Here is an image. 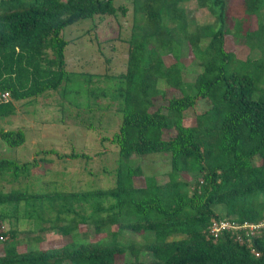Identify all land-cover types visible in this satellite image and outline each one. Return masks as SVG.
Instances as JSON below:
<instances>
[{
	"label": "trees",
	"instance_id": "trees-1",
	"mask_svg": "<svg viewBox=\"0 0 264 264\" xmlns=\"http://www.w3.org/2000/svg\"><path fill=\"white\" fill-rule=\"evenodd\" d=\"M112 1L0 0V94L8 95L0 97V118L13 114L17 103L25 107L40 96L54 98L59 88L69 90L63 88L71 74L65 49L75 38L90 35L104 18L125 14L126 6ZM185 1L190 0H131L135 17L121 67L114 68L103 55L104 71L115 69L107 71V78L119 113L116 131L100 138L117 148L120 162L112 185L28 191L23 188L37 158L18 162L0 157V239L8 235L0 242V264H116L126 251L132 257L121 264H264V228L243 226L264 219V0L235 5L191 0L210 18L192 29L181 7ZM88 19L94 27L76 36L68 31L65 37V28ZM117 32L101 41L118 39ZM228 34L242 38L243 57L226 49ZM182 45L198 67L189 80H183ZM114 50L111 44L109 52ZM164 53L171 62L164 63ZM76 73L79 78L93 74ZM94 75L98 79L87 83L100 87L102 74ZM106 88L89 93L103 100ZM201 103L205 108L195 112ZM70 104L79 110L66 112L81 114L79 100ZM188 115L193 122L185 124ZM0 141L17 147L24 142L23 130L0 127ZM45 152L63 160L87 157ZM158 153L167 166L160 182L140 166L124 163L134 154ZM139 176L142 184L134 185ZM2 183L10 187L4 191ZM10 217L30 224L22 232L50 231L70 241L39 247L40 235L17 238L18 229L2 230ZM211 220H227L238 228L221 230L214 238L208 233ZM80 224L86 230L78 231ZM111 226L104 237L87 238ZM123 231L141 239L121 241ZM21 241L24 248L18 249ZM140 253L149 257L140 260Z\"/></svg>",
	"mask_w": 264,
	"mask_h": 264
},
{
	"label": "rangeland",
	"instance_id": "rangeland-1",
	"mask_svg": "<svg viewBox=\"0 0 264 264\" xmlns=\"http://www.w3.org/2000/svg\"><path fill=\"white\" fill-rule=\"evenodd\" d=\"M229 5L239 3V0H226ZM113 4L126 6L125 14L117 13L115 18H104L99 24L97 23L96 30H90V35L83 34L75 38L72 44H69L65 49V65L70 74L68 84L63 88L69 89L62 92L59 88L57 95L54 98L37 97L32 103L22 107L17 103L16 111L6 117L0 118V127L5 129L21 128L24 133V142L17 147H9L0 141V157L16 160L18 162L29 161L32 158H37V164L29 182L23 189L37 192H52L56 190L73 191V190H87L91 188H106L113 183V172L118 165L117 148L109 141H101L100 138L110 136L113 131H116V123H118V116L115 110L117 109L116 101L110 89V80L107 78V71L114 73V68L121 67L123 60V49L127 46V39L130 29L132 27V9L131 0H113ZM188 21V29H192L195 24H201L210 20L205 9H195L193 1H185L181 3ZM95 20V18H93ZM138 25V24H136ZM135 26V25H134ZM87 27H94L92 20H84L75 23L64 30V35L76 36L80 30ZM137 30V27L134 28ZM118 30L119 38L107 41H101L105 36H113ZM96 35L97 40L93 38ZM92 35V36H91ZM113 41V42H112ZM124 41V42H123ZM114 44V51L109 52V46ZM225 47L232 51L238 57H243L246 52V47L241 37L234 38L231 34L225 37ZM180 62L183 65V80H189L190 74L193 70H198L191 60L189 49L185 45L181 46ZM111 58V66L108 70L104 67V56ZM252 56L256 55L252 53ZM104 55V56H103ZM164 63L172 61L170 54H162ZM79 69L91 71L93 74L86 75L79 78L77 73ZM105 72V73H104ZM116 72V71H115ZM101 75L103 84L97 87L92 83L91 86L87 83L88 80L98 79L97 75ZM104 74H106L104 76ZM87 80V81H85ZM264 80V79H263ZM189 82V81H187ZM106 86L107 96L102 99L97 97L89 91L104 89ZM186 87L189 83L185 84ZM190 87V86H189ZM190 91V90H189ZM65 95V96H64ZM93 95V96H92ZM79 100L82 107L79 115H72L66 112V109L75 113L79 110L70 104L72 100ZM22 102V101H21ZM91 107V110L88 109ZM205 105L198 104L195 112L204 109ZM73 110V111H72ZM101 115V116H100ZM109 121V122H108ZM110 122H113L110 124ZM185 124L193 122V117L186 116L183 120ZM89 124V127L86 124ZM109 124V125H108ZM55 150L59 154L84 153L87 157H76L63 160L57 158L55 154L45 152L46 150ZM158 154L147 155H131L124 159L129 166H140L146 174L152 175L158 182L164 180L166 176L162 172L167 170L165 161L158 157ZM185 177V175H180ZM189 179V178H188ZM134 185H141L142 178L139 176L133 179ZM4 184V183H2ZM9 184L3 185V190H7ZM22 207V204H20ZM14 217L5 219L3 229L15 228L18 229L17 238H24L27 236L40 235L42 241L37 244L39 247L61 245L70 241V236H61L54 232H22L30 224L26 220H14ZM105 229L98 234L90 233L87 238L96 240L106 235V232L113 230ZM86 230V226L80 224L78 231ZM88 230V229H87ZM8 239L5 234L0 239L3 244ZM121 241H139L141 238L136 234L123 231L119 235ZM22 242V241H21ZM19 242L18 249L24 248V243ZM0 243V250L1 244ZM148 253H140L138 258L140 260L147 259ZM128 251L125 252L124 257L118 258L116 264H121L125 258L131 259Z\"/></svg>",
	"mask_w": 264,
	"mask_h": 264
},
{
	"label": "built area",
	"instance_id": "built-area-1",
	"mask_svg": "<svg viewBox=\"0 0 264 264\" xmlns=\"http://www.w3.org/2000/svg\"><path fill=\"white\" fill-rule=\"evenodd\" d=\"M0 97L2 98V100H5L8 97V95L6 92H3L0 94ZM245 225H247L248 228L252 231L258 227L264 228V219L262 220V222L258 224H244L243 226ZM230 228L236 229L238 228V226L234 225L233 223L228 222L227 220H211L210 224L208 225V233L215 238L221 230H227ZM237 238L238 236L235 237V239Z\"/></svg>",
	"mask_w": 264,
	"mask_h": 264
}]
</instances>
